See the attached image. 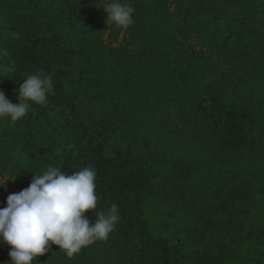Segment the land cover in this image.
I'll return each mask as SVG.
<instances>
[{"label":"trees","instance_id":"trees-1","mask_svg":"<svg viewBox=\"0 0 264 264\" xmlns=\"http://www.w3.org/2000/svg\"><path fill=\"white\" fill-rule=\"evenodd\" d=\"M120 2L135 9L133 24L112 46L103 38L107 13L98 0H0L7 12L0 44L10 56L0 90L17 103L16 89L37 70L52 74L54 87L46 104L30 103L14 124L0 120V166L13 178L21 171L14 180L24 189L31 171L43 169L35 164L39 153L47 152L44 168L60 166L69 174L93 165L99 201L85 215L92 220L96 211L118 205L113 235L120 253L113 264H220L222 251L234 257L243 244L227 236L214 239L209 231H239L220 219L227 215L231 222L242 211L248 219L243 203L254 197L226 182L210 190L204 176L205 197L185 200L179 193L171 199L180 190V175L194 171L171 158L169 145L184 133L200 144L209 139L225 164L242 139L264 134V105L254 86L264 85V50L248 35L264 24V0ZM12 148L18 152L13 161L4 156ZM166 164L178 171L162 174ZM222 174L235 178L227 169ZM158 194L167 203L180 200L190 215H182L178 225L170 221L172 211L146 210ZM172 227L180 236H172ZM84 248L77 260L91 264L92 253Z\"/></svg>","mask_w":264,"mask_h":264},{"label":"clouds","instance_id":"clouds-1","mask_svg":"<svg viewBox=\"0 0 264 264\" xmlns=\"http://www.w3.org/2000/svg\"><path fill=\"white\" fill-rule=\"evenodd\" d=\"M97 7L107 13L108 25L111 22L127 28L133 24L135 9L128 3L98 0ZM3 55L7 51L0 49ZM16 91L18 102L13 103L0 90V120L7 118L12 124L28 114L30 103H47L49 94H54L52 74L37 70L23 79ZM61 169L48 165L40 173L31 171L28 187L7 196L5 206L0 208V242L10 246V259L5 264H33L52 245L59 246L71 259L83 247L106 240L115 229L120 220L115 203L107 211H96L95 219L85 215L97 209L99 201L94 166L89 164L70 174ZM15 178L0 175V188L6 190V182Z\"/></svg>","mask_w":264,"mask_h":264},{"label":"rangeland","instance_id":"rangeland-1","mask_svg":"<svg viewBox=\"0 0 264 264\" xmlns=\"http://www.w3.org/2000/svg\"><path fill=\"white\" fill-rule=\"evenodd\" d=\"M169 11L173 15L172 17H174L176 11H174L173 6H169ZM6 14L7 12L2 10L0 7V21L2 22V25L7 24V20L5 19ZM262 17L264 19V14ZM101 23L102 26L105 27L103 38L107 43L114 46L117 44V42L121 41L124 28L118 27L111 22L108 25L105 14H102ZM257 27L258 28L255 30L252 29L248 35L250 36V40L253 39L256 41L257 46L261 51L264 50L263 22H260V25ZM190 43L194 45V43L191 41H188L186 44ZM0 49H3L1 44ZM197 49H200L199 46ZM9 58L10 56L8 52L7 55L0 56V86L2 83L6 82V76L4 77V75L6 73V68H8L6 65H9ZM254 86L260 91L256 97L257 101H261V104L264 105V85L257 83ZM2 91L4 92L5 90ZM166 130L169 129L166 128ZM259 135L260 137L255 136L249 137L247 140L242 139L239 143L237 151L233 155L227 154V161L222 160L225 164H221V161L219 160V158L226 159L225 156H216L214 154V149L210 147L209 139L202 141V144H200L192 140L191 137H188L186 133H184L180 138H176L169 145L171 146L169 147V150L171 151V158L175 160H183L184 163L193 168L192 172L194 171L191 174V177L187 176L186 174L185 176L180 175L183 180L180 183V190H173L174 195H171V199L177 197L176 194L179 193H183L185 200H187L191 195L192 197L197 198H202V196L205 197L203 192L201 193L203 188L202 185L205 183V180L200 178L204 176L207 178L206 182L209 185L210 190H213L219 186L220 182H226L228 184L238 185L243 189L244 193L248 192L250 196L254 197L252 202L251 199H247L243 203V206L247 207V211H250V213H246L248 219L245 216L244 211L240 213L234 212L230 216L232 219L231 222L226 221V213H224L226 216L220 219L222 223L228 224V228L234 227V229H238L239 227V231L229 232V229L228 231H225L224 228L220 230L216 229L214 231H209L212 232L214 239H221L220 237L227 236L230 237L229 240L237 241L236 243L242 242L243 244L241 247H235L236 253L234 257L230 256L229 254L227 255L226 250L222 251L220 253L222 258L220 264H264V134L259 133ZM173 136V134L167 135V137L171 138H173ZM191 143H193V145ZM6 145H8V141L5 143V146ZM4 156H8L13 161L16 159V157H18V152L14 151L12 148L11 150H8L7 154ZM47 159V152L39 153L35 163L37 168H44ZM168 163L169 162H167V164ZM167 164L161 169L160 172L162 174L173 175V172L175 173L178 171H172ZM224 169H227V171L234 175L235 178L230 175L224 176L222 174ZM0 175H8L13 178V176L8 171L2 169L1 166ZM236 180H238L239 184L234 182ZM178 181L179 178L175 180L172 179L169 185L177 184ZM192 182L194 184H191ZM21 190L22 188L16 183L15 180L7 181L6 190L4 188H0V208L5 206L6 198L9 194L18 193ZM208 201L211 202V197H208ZM199 206L202 207V202L199 204ZM151 208L156 212L161 211L166 213L168 211H172L173 215L171 216L170 221H174L178 225H180L178 221L182 215H190L187 206L183 202L180 200L178 202L173 200V202L167 203V200L162 197V194H158L157 197L151 199L150 203L146 207V210L152 211ZM129 209L130 211L134 210V206H131ZM130 222L132 223V220ZM183 224L186 225V222ZM126 227L127 223H125L123 226L121 233H125ZM169 230L170 233L174 231L172 233L173 237H177V235L180 236L178 233H176L173 227L169 228ZM163 234L164 233H161V235ZM181 236H184V234H181ZM114 237L116 236L113 235L112 231L106 240H98L99 243L95 242L91 245L85 246L84 249L92 253V258L90 261L91 264L116 263L115 255L120 253V246H118V241ZM244 237L248 238L242 241ZM188 243H190L189 240ZM236 243H234V245ZM0 244L3 247V251L0 252V259L2 260L0 264H5V262L10 259L8 256L10 246H7L2 242H0ZM189 249L192 250V246H190ZM229 253H231L230 250ZM37 259L38 261H33V264H39V262L40 264H81L80 261L77 260V256L75 254L73 258L69 259L64 254L63 250H59V246L57 245H52L48 253L39 256ZM192 262L193 259H188V264ZM197 264H211V261L198 259Z\"/></svg>","mask_w":264,"mask_h":264}]
</instances>
